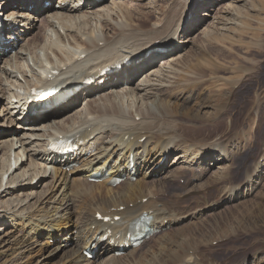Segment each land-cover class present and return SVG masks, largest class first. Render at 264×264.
Listing matches in <instances>:
<instances>
[{"label":"bare ground","instance_id":"6f19581e","mask_svg":"<svg viewBox=\"0 0 264 264\" xmlns=\"http://www.w3.org/2000/svg\"><path fill=\"white\" fill-rule=\"evenodd\" d=\"M45 1L50 2L51 0H0V7L5 9L6 4L12 5V11L6 12V14L8 13L5 14L6 16L14 15L15 10L22 11L17 14L24 17L20 20V23L25 22L24 24H26L31 23L29 19L33 16L28 12V7L31 6L34 10V8L42 7ZM62 1L68 3L72 0ZM202 1L205 0H176L173 6H169L167 13L162 12L163 5L161 4L156 9L162 12L160 14L165 18L151 25L150 23L156 18L155 14L151 12H147L145 15L140 14L138 29L132 27L128 29L126 26L128 23L124 24V22L117 20L125 17L127 20V16L115 17L118 14L117 11L126 9L125 4L102 12H100V8L95 9V13H101L98 21L102 18V22L100 21L99 24L101 30L97 31L91 29V27L88 29H85V27L78 28V26L90 24V21L87 20L86 22L84 21L85 18L74 15L77 14L75 12L84 8L96 6L89 0H78L76 4L71 2L70 5L63 6L60 13L54 11L51 15L52 20L59 22L57 39L63 46L54 44L50 48L51 55L55 56L56 60L52 61L50 58L48 66H40L42 72L38 77L37 81L39 83L36 87L40 85L45 88L59 89L58 92L62 93L61 97L52 98L48 103L32 106L26 103L28 99L27 92L32 88L29 87L22 107L25 106L30 111L29 113L37 115L33 118L24 117V110L19 105L13 106L16 103H10L12 107L9 109H14L13 117L18 116L17 122L25 124L30 122L31 119L34 122L48 119L49 123L47 126L41 125V128H44L41 134L31 132L32 134L25 135L29 138L42 139V141L29 147V149H25V146L30 143H21L17 148L20 150L16 153L14 164L10 161L14 140L6 138L7 135L0 139V145L5 143L0 151L6 148V152L9 153V155H6L9 161L5 164L4 174L7 175L12 168L14 171L12 174L20 169L19 166H16L17 162L22 161L23 154L30 151L33 159L39 160L40 163L44 162L42 166L44 169L46 165L51 166L50 170L52 172L49 176H46V172L43 173V176L49 177L54 186L45 202L40 203L41 207H31L28 212H25L26 210H21L24 201H17L15 204L10 203L8 205V207H11L10 209L7 207L6 210L2 211V214L0 213V220H6L5 224L0 222L4 226L3 229H0L2 234L0 237V257L2 261L0 264H33L30 262L31 258L42 254L41 250L44 244L48 246L49 241L56 242L55 240L59 238L63 241L68 235L75 232L78 239L75 242L74 249L62 253L59 256V261L53 264H217L214 259L212 261L211 258L206 257L205 249L199 247L202 244L201 242H205L210 234L203 232L205 234H200L201 238L191 239L192 236H188L184 232L189 233L193 230L194 233L199 228L195 226L187 227V224L183 222L185 220L189 221L193 217L196 219L197 214H203L199 217H204V210L211 209L214 211L223 203H230L239 198L251 196L258 186L256 180H261V177H263V167L260 163L258 166L253 167L254 170L250 169V166H246L242 173L243 181L235 184L230 179L231 163L234 154L242 150L245 143H236L233 136H228L225 133L212 137L214 138L212 139L208 131V135L204 131L205 135L200 136H194L187 132L188 128H195L196 126H189L186 123L192 124L193 121H185V123L184 120L198 119L199 114L205 112L207 108H193L183 102L185 100L183 99V93L171 91L174 90L173 86L179 80L185 79L184 73L182 74L179 70L175 71L174 68L178 67L181 60L185 58L181 57L179 59L178 57L179 60L175 58L173 62L169 63L173 68L164 65L163 67L160 66L158 70H153L162 62L160 60H163L165 55L168 56L173 51H177L175 44L184 43L183 33L185 29H181L183 26H181V22L189 11L187 10L189 5L194 2L196 6ZM80 2L84 4L82 5ZM255 4L259 8L258 10H256ZM16 6L25 8L17 9ZM198 7H201V4ZM250 7L254 9L256 14L264 16V0H255L254 5H250ZM242 11V9L237 11L238 17ZM204 15L203 17H208L209 14ZM68 18L73 19L70 22H73V26L68 27L65 25L64 20ZM43 22L52 27L50 20H42ZM240 24L242 25L233 29L231 34L237 39L247 35L255 38L260 34H264L261 33V31H264L261 26L254 28L243 24L242 21ZM61 30H63V34L60 32ZM25 34L26 31L15 29L9 31L5 37L11 40L14 35H19V39L22 40ZM66 38L67 42H65ZM172 39H177V42H172ZM5 41L4 32H1L0 51L2 54L8 47L12 49L15 47L14 42L6 44ZM28 43L29 40L26 45ZM244 47L249 48L248 46ZM257 48L259 49V47ZM127 58L132 60L131 64L125 65L117 73L114 71L106 76V78L109 76L110 78L106 81L107 84L104 82L102 87H98L96 84L86 85L87 87L81 85L87 78L98 76L104 68L113 69L122 64ZM11 60H13V57ZM205 61L207 66H203L202 63L198 64V62L195 65L202 72L212 71L208 68L212 64H209L208 60ZM7 63L5 61V65ZM15 63L17 62L15 61ZM23 66L25 68L24 64ZM23 66L20 68L19 66L11 67L10 71L9 69L3 70L5 77L11 78L14 80V84L18 85L20 80L17 76L26 80V75L23 77V74H26L22 71ZM148 67L149 69L146 72L140 74ZM50 69L53 70V73L50 75L51 77H48ZM213 69L218 72L224 68L216 66ZM13 70H16L15 75H13ZM55 70L57 74H55ZM216 72L213 71L214 75H216ZM135 73L139 74L137 78L143 75H146V77L133 90H130V88L123 85L129 82V79L135 78ZM188 74L186 75L188 76ZM199 74L196 73L195 75ZM190 75H193L192 72ZM195 75L193 78H195ZM232 85L234 86L233 83ZM71 91L74 92L70 97H62ZM188 91L190 92V90ZM127 94H130V96L128 97ZM81 95L86 96L88 101L81 110L77 109L75 111L79 116L71 118L67 116L68 118L59 120L53 118L61 111L69 110L71 105L74 107V104L81 99ZM124 96L131 98L126 101H129L130 105L128 103L125 105L123 101H116L118 97L124 98ZM185 101L188 102V100ZM181 117L183 119H180ZM66 123L73 124L71 127H66ZM29 127L32 126H28V130H41V128L33 129ZM197 128L207 130L205 127L197 126ZM200 130L199 132H202ZM191 133L194 132L191 131ZM58 135L73 139L77 148L65 155L51 153L47 146L51 138ZM19 152H22L23 156ZM262 152L264 154V150ZM171 154H174L173 158H175L173 161L174 169L169 171L166 177L149 182L154 174L158 176V173H166L165 167L158 168L156 164L166 155L171 156ZM130 158L134 163L133 169L129 167ZM263 160L264 158L261 161ZM73 164L78 165V167L68 170L67 167ZM32 166L36 167L38 164L34 165L33 163ZM211 167H213L212 170ZM78 169L82 172L76 174L75 171ZM153 169L155 170L153 171ZM25 173L23 171L16 174L11 181L8 180V184L4 187L0 178V198L15 193L21 187L19 184L25 179ZM183 174L187 175V180L193 179L197 182L195 185L193 184L194 187L192 188L197 190L193 193L189 192L188 195H184L181 202H177L181 204L189 197L196 200L194 210L198 211L189 217H187L188 213L185 212L187 208H179L176 203L171 202L164 196L167 183L173 182L177 178L181 179L184 176ZM34 176L36 177V175H30L25 179L32 186L30 189L39 187L36 184L32 185V181L30 182V178ZM120 177L123 178L120 185L114 187L108 183L111 178ZM19 180L20 182L17 184ZM91 180H94V182H91ZM11 184L15 185L10 186ZM208 188L217 193V199L211 203L206 198L209 195ZM175 197L177 196L175 195ZM179 197L181 196L179 195ZM76 199L80 200L79 213L78 216L72 217L69 208ZM120 208H122L121 211H119ZM189 209L191 211L193 208L189 207ZM143 214L151 219L149 235L153 232L156 233L149 239L154 240L153 246H148L146 252L140 253V247L138 249L133 247L130 241L127 240V234L132 223ZM97 215L104 218L110 217L111 219L104 223L98 219ZM115 217H120V220L115 221ZM204 223L201 226H204ZM14 224L19 226L18 231L16 227H12ZM217 227L216 231L220 232L221 227L219 225ZM2 231L6 232L3 233ZM106 235L108 236L106 237ZM60 246H62L61 242L48 254H56L55 252L61 249ZM85 251L92 253L91 260H88L84 255L83 252ZM118 251L122 252V256H117ZM253 257L252 263L258 258L257 256ZM247 263L248 260L240 262V264Z\"/></svg>","mask_w":264,"mask_h":264},{"label":"rangeland","instance_id":"374dc122","mask_svg":"<svg viewBox=\"0 0 264 264\" xmlns=\"http://www.w3.org/2000/svg\"><path fill=\"white\" fill-rule=\"evenodd\" d=\"M89 1L96 4V6L84 8L78 12H75L77 14H73L76 17L79 16L83 19L85 18L84 21L86 22L87 20L90 21V24H84L78 26V28L85 27V29H88L89 27H91V29H95V31H97L101 30L99 24L100 21L102 22V18L100 21H98V18L101 17L100 12L102 11H107L111 8L114 9L115 6L125 4L126 9H120L123 13L121 11H117L118 14L115 15V17L120 16L122 18L123 16H127V20L126 17L117 20L124 22V24L128 23L126 25L128 29H131V27L138 29V17L140 18V14L145 15L147 12L154 13L156 18L150 23L152 25L157 21H162L165 18L163 15L161 16L162 12L167 13L170 8L169 6H173L176 0ZM254 1L255 0H205L202 1L203 3L200 2L201 7H198L200 4L196 6L195 4H193V13L192 15H189L190 19L183 33L185 35H183L184 43L175 44L176 46L180 45V47L176 49L177 51H173V53L169 54L168 56L165 55L164 59L160 60L162 62H160L158 66L154 67L153 69L158 70L160 66L163 67L164 65L165 67L173 68V66H171L169 63L173 62L175 58L178 59V57L179 59L181 57L185 58L184 60H181V63H179L178 67H174L175 71L179 70L180 72H182V74L184 73L183 76L185 79L179 80V82L173 86L174 90L171 91L176 93L180 91L181 93H183V99L188 100V102H186L185 100H183V102L187 103L193 108L198 107L199 109H208V111L206 109L205 112H201L198 119L184 120V122L193 121V125L185 122L189 126L195 125L196 127H205L207 128V130H200L198 128L196 129L195 127L188 128L187 132H190L189 134L194 136H200L203 134L205 135L206 132V135L209 134L210 138L216 137L217 135L220 136L221 134L225 133L228 136H233L236 143H245L243 145L244 147H242V150H239L234 154L231 163L230 179L235 184L243 181L242 173L246 166H250V169L252 168V170H254L253 167L255 165L258 166V164L260 163V165L263 167V177H261V180H256L258 186L254 190L253 194H251V196L239 198L234 202L223 203L219 208H215L214 211H212L211 209H208L206 211L204 210V217H199L203 214H197L195 216L196 219L193 217L191 220H185L183 222L187 224V227L195 226L196 228H199V230L195 229L196 231L194 233L193 230L189 231V233L186 231L184 232V234L192 236L191 239L201 238L200 234H202L203 232H208L210 234L205 242L201 240L203 242H201L202 244L199 247L203 250L205 249L206 257L209 259L211 258L210 260L212 261L214 259V262L217 264H240V262L242 263L245 260H248L247 264H264V160L261 161L264 158V154L262 152L264 150V34H260V36H256L255 38L247 35L246 37H241L240 39H237L235 36L231 35L233 33V29L242 25L240 24L241 21L243 24L254 28L256 26H261V29L264 30V16L256 14L254 12V9L250 7V5H254ZM71 2H74L76 4L78 0H72ZM71 2L65 3V1L62 0H51L50 2H44L42 7H37L34 8V10H29L28 12L33 15L29 19L31 23L28 22L24 24V22L21 24L20 20L18 21L19 23H17L19 26H21L18 27L17 25V29L26 31V34L21 41H13L15 47L14 49L10 47L12 50L9 48V50L5 52L6 56L0 55V73L2 72L0 74V139H2V137H6L7 135L6 138H12L14 140V147L11 150L10 157V161L12 162V164L15 163L16 153H18V151L20 150L17 148L21 145V143H30V146L28 144H26L25 146V149H29V147L41 143L42 141V139L29 138L25 135H30L32 133L41 134V132L44 130V128H41V125L44 124L45 126H47L49 125V123L48 119H42V121L40 120L38 122H34V120L31 119L30 122L25 124L17 122L18 116L13 117L14 109H9L12 107L10 103H16V105L13 106L19 105V107L24 110V117H37V115L34 116L33 114H29L30 111L25 106L22 107V104H24V96H26V91L29 87L38 86L39 81L37 80L42 72L40 66H48L50 58L52 61L56 60L55 56L53 57L51 55L50 48L54 44H58L61 46L63 45L57 39L59 34V31L57 30L59 22L56 20H52L51 15H53L54 11H59L60 13L62 7L70 5ZM80 4L83 5L84 3L80 2ZM161 4L163 5L162 12L156 9V7H159V5ZM189 6L191 8L192 4H190ZM4 7V14H6V12L8 11H12V5L10 6L9 3ZM16 8L21 9L25 7L16 6ZM30 8L32 7H28V9ZM99 8V14L95 13L94 10ZM190 8H187V10ZM255 8L256 10L259 9L256 4ZM240 9H242L243 11L241 12V14H239L238 17L237 11H239ZM21 12L22 11H20L19 13ZM204 14L209 15L208 17H203L205 16ZM6 15H4L5 18L7 17ZM185 16L181 24L186 19ZM46 19L52 22V27L47 26L45 22L42 23V20L44 21ZM240 19L242 20L239 21ZM72 20L70 18L65 19V25H67L68 27L73 26V22L70 23ZM60 32L61 34L64 33L63 30H61ZM262 32L264 33V31H261V33ZM28 40L29 43L28 45H26ZM65 42H67V38L65 39ZM174 42H177V39H174ZM244 46H248L249 48L246 49ZM257 47H259V49ZM12 57L13 60H11ZM205 60H208L209 64H212V66L208 67L212 71L209 72V70H207L208 72L204 71V73L199 69V67H197V65H195L198 62V64L202 63L203 66H207ZM5 61L8 62L7 65H5ZM15 61L17 63H15ZM23 64L25 65V68ZM18 66L19 68L23 66L22 71L26 73L23 74V77H25L26 75V80L23 78L21 79V77L17 76L20 81L18 82V85H15L13 82L14 80L9 77H5L3 70L9 69L10 71L11 67ZM216 66L222 67L224 69L216 72L213 69ZM148 69L149 67L145 68L140 74L146 72ZM213 71L216 72V75H214ZM13 72V75H15L16 70H13ZM191 72L193 75H190ZM194 73L200 74L196 76ZM135 74V78L133 77V79H129V82H126L123 86L130 88V90H133V88H135L146 77V75H143L140 78H137L139 74ZM186 74H188L189 77ZM194 75L195 78H193ZM215 76L219 78L217 79ZM219 79H225L228 83ZM232 83L234 84V86L232 85ZM184 89L186 92L184 91ZM188 90H190V92ZM127 95L128 97L130 96V94ZM128 97H118L116 101H123L126 105L127 103L129 104V101H126L131 99ZM80 98L81 99L74 104V107L73 105H71L69 110H64L66 112L61 111L56 117L53 118L59 120L61 118H66L67 116L70 118L77 115L79 116V114L77 112L75 113V111H77V109L81 110L88 101V99L84 95H81ZM84 98L86 99L84 100ZM69 114H71V116H69ZM168 118L171 119L170 116H168ZM180 119L183 118L181 117ZM72 124L73 123H66V127H71ZM28 126H32L29 128L33 129L41 128V130H28ZM199 130L203 133L199 132ZM191 131L194 133H191ZM4 146L5 143H2L0 145V150ZM6 151V148L0 151V178L2 180L3 187L4 185L8 184V180L11 181V179H13L16 174H19L23 171L26 172L25 179H27V177L30 175H36V177L34 176L30 178V182L32 181V185L36 184L39 187L36 189H30L32 186L28 184L29 182L25 179L22 180V182L19 184V186L21 185V187H19V189H17L15 193L7 196H2V198H0V213L2 214V211L6 210L10 203L15 204L17 201H24L21 210H26L25 212H28L31 207H41L40 203H42L43 201L45 202L46 198L51 192V189L54 186L51 182V179L49 177H46L49 176V174L52 172V170H50L51 166L46 165L44 169L42 167L44 165V162L40 163L39 160L35 158L33 159L32 152L29 151L23 154L24 158L22 161L19 160L17 162L16 166H19L20 169L16 170V172L12 174V172H14L12 168L11 172H8L6 175L4 174V168L5 164L9 161L8 156H6L9 155V153H7ZM19 154L22 155V152H19ZM173 155L174 154H171V156L166 155L164 159H161L157 162L156 167H165L166 173H158V176L157 174H154L153 176H151L149 182H152V180H159L161 177H166L167 173L174 169L173 161L175 158H173ZM33 163L34 165L38 164V166L33 167ZM75 167H78V165ZM212 168L213 167H211V170ZM154 170L155 169H153V171ZM44 172L47 173L45 177L43 176ZM81 172L82 171L80 169L75 171L76 174H79ZM183 175L184 176H182L181 179L177 178L175 180L176 183L175 181L167 183V188H165L164 196L171 202L173 201V203H176L179 208H187V211L185 210V212L188 213L187 217H189L196 211H198L194 210L196 207V200L192 199V197H189L188 200L186 199L183 201V203H179L181 202V199L184 197V195H188L189 192L193 193L197 190L192 189L197 182H195L193 179H188V181L187 175ZM18 182H20V180L17 181V184ZM170 183L172 184L170 185ZM12 185L13 184H11L10 186ZM208 192L209 195L206 198H208V201H210L209 203L214 202V200L217 199V193L209 188ZM175 195L177 197H175ZM179 195L181 197H179ZM178 201L180 202L177 203ZM79 204L80 200L76 199L74 204L70 206L69 213L72 217L78 216L77 214L79 213ZM189 207L191 209L193 208L191 210L192 212L190 211ZM10 208L11 207H8V209ZM247 209L249 210L247 211ZM252 209L253 211H251ZM206 220L208 221L206 222ZM0 222L5 224L6 220H0ZM202 222H205L204 226H201V224H203ZM216 225H219V227H221L220 232L216 231V228H218ZM12 227H16L17 231L19 229V226L16 224H14ZM12 227L10 226L11 229ZM3 228L4 226L0 224V229ZM200 229H203L204 231ZM5 232L6 231H4L3 233ZM1 235L2 234L0 233V237ZM77 239L78 237L76 236L75 232L72 235H68L63 241L60 238L58 240H55L56 242L49 241L48 246H45V244L44 246H42V254L34 256L33 258H31L30 262H32L33 264H53L59 261V256L62 253L68 251L69 249H74V245ZM60 242L62 245L60 246L61 249L55 252L56 254H48L51 250L56 248V246ZM153 244L154 240L145 242L143 246L139 248L140 253L146 252L148 246H153ZM253 256H257L258 258L252 263V260L254 259ZM1 261L2 258L0 257V262Z\"/></svg>","mask_w":264,"mask_h":264}]
</instances>
